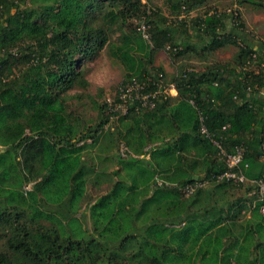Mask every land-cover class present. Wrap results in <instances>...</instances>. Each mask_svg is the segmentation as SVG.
<instances>
[{
  "label": "trees",
  "instance_id": "1",
  "mask_svg": "<svg viewBox=\"0 0 264 264\" xmlns=\"http://www.w3.org/2000/svg\"><path fill=\"white\" fill-rule=\"evenodd\" d=\"M144 1L0 0V264H264L256 187L217 181L227 167L214 145L245 148L243 173L264 178V44L255 49L239 11L189 23L180 17L207 0ZM167 48L176 61L237 53L234 65L182 64L167 80L155 64ZM106 51L121 85L154 92L163 75L178 96L126 115L93 102L84 118L71 92L90 86L88 66Z\"/></svg>",
  "mask_w": 264,
  "mask_h": 264
},
{
  "label": "rangeland",
  "instance_id": "2",
  "mask_svg": "<svg viewBox=\"0 0 264 264\" xmlns=\"http://www.w3.org/2000/svg\"><path fill=\"white\" fill-rule=\"evenodd\" d=\"M146 1V0H145ZM144 1V2H145ZM264 4V0H256ZM158 5L163 9V13L166 16H170L168 9L165 7L164 1H157ZM212 11L229 12L239 11L244 24L246 25V31L251 34L255 49L260 44H264V8H255L248 5L241 6L238 0H207L206 3L198 5L197 9L190 12L188 15H182L181 19H187L189 21L192 17H196L199 14H204L207 10ZM210 10V11H211ZM229 19L226 21V25H230ZM129 33V32H128ZM188 35L192 37L193 30L190 27L188 29ZM118 35L114 36L117 39ZM192 43L197 45L198 50L204 45L203 42H198L197 37L191 39ZM237 49L229 48L225 50L217 51L205 58L195 55L176 61L174 56L169 52L168 48L162 50L155 58L156 66L164 67L169 80L173 74L178 72V67L182 64H186L190 69L195 71H203L207 67L215 66V64L225 65L235 63ZM89 73L87 79L90 86L87 89H76L71 92L73 95H77L78 101H70L72 108L79 103L81 106L80 110L84 118L90 119V117H96L97 112L92 108L93 102L104 103L108 99H113L117 95V90L121 87L124 76V68L118 62L113 60L108 52H103L101 56L96 59L93 63L89 64ZM251 71H259L257 66H252ZM264 93V92H263ZM175 95V94H173ZM83 102V103H82ZM87 115V116H85ZM108 187L103 186L100 189L91 188L90 193L92 198L95 196L103 195L107 191Z\"/></svg>",
  "mask_w": 264,
  "mask_h": 264
},
{
  "label": "built area",
  "instance_id": "3",
  "mask_svg": "<svg viewBox=\"0 0 264 264\" xmlns=\"http://www.w3.org/2000/svg\"><path fill=\"white\" fill-rule=\"evenodd\" d=\"M140 31L144 39L152 47L153 41L148 33V26L142 25ZM151 81V80H150ZM156 91H149L145 89V86L141 83H138L137 80H133L132 83L123 84L117 91V95L120 102H116V99H108L107 104L113 112H120L123 115L129 113V105H136L135 110L140 108H149L153 109L156 107V99L163 96L164 98L174 97L178 95V90L176 89L175 84L169 83L166 84L164 76L160 75L159 82L156 84ZM250 90V89H249ZM175 94V95H173ZM190 103L199 111V121H200V132L207 138H210L208 128L204 124V116L202 115L199 107L194 100H191ZM214 145L218 148V160L225 163L227 170L223 174L215 176L217 181H226L236 184L237 186L241 185H253L256 187V190L252 191L250 194L256 196L255 205L261 203L260 213L264 216V178L260 179H250L248 178L242 170V165L244 163V157L246 149L243 147H236L235 151L229 152L220 142H214ZM262 161L264 162V155L262 156ZM245 167L248 168L249 165L245 164ZM209 181L205 180L203 182H198L194 186L187 188V195L192 194L197 188L204 185H208Z\"/></svg>",
  "mask_w": 264,
  "mask_h": 264
},
{
  "label": "crops",
  "instance_id": "4",
  "mask_svg": "<svg viewBox=\"0 0 264 264\" xmlns=\"http://www.w3.org/2000/svg\"><path fill=\"white\" fill-rule=\"evenodd\" d=\"M178 96V95H177ZM177 96H174V97H172V98H176ZM148 157V156H147Z\"/></svg>",
  "mask_w": 264,
  "mask_h": 264
}]
</instances>
